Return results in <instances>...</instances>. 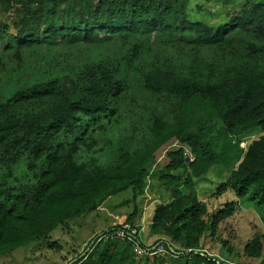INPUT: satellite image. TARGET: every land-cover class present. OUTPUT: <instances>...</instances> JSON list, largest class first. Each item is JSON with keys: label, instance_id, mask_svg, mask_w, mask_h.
Here are the masks:
<instances>
[{"label": "trees", "instance_id": "16d2710c", "mask_svg": "<svg viewBox=\"0 0 264 264\" xmlns=\"http://www.w3.org/2000/svg\"><path fill=\"white\" fill-rule=\"evenodd\" d=\"M203 1L219 10L191 7V0H0V64L5 51L17 58L33 46L90 45L110 33L157 34L170 45L139 78L151 94L177 102L173 123L153 120L149 145L103 169H86L73 153L78 146L90 147L80 124L114 114L109 102L121 88L109 66H79L58 81L41 73L10 101L0 102V166L8 170L24 158L33 180L25 188L0 189V256L36 242L58 252L49 241L52 233L113 193L130 189L136 197L161 152L164 163L154 176L169 199L152 211L149 246L178 254L179 262L187 250L202 251L203 235H214L232 208L208 216L190 180L222 165L228 176L214 195L231 191L238 202L260 212L261 233L245 240L241 257L264 260V0H243L237 7L228 0ZM134 218L135 212L122 226L95 236L85 256L72 264H136L131 243L104 239L134 228ZM201 263L211 264L198 255L179 264Z\"/></svg>", "mask_w": 264, "mask_h": 264}, {"label": "rangeland", "instance_id": "374dc122", "mask_svg": "<svg viewBox=\"0 0 264 264\" xmlns=\"http://www.w3.org/2000/svg\"><path fill=\"white\" fill-rule=\"evenodd\" d=\"M231 6H240L243 0H228ZM191 7L200 5L203 11L217 12L219 6L213 2L191 0ZM205 17V16H204ZM201 17V19H204ZM200 19V18H198ZM212 18L209 23L214 21ZM170 41L157 34L125 35L110 33L100 36L90 45H69L45 47L33 46L21 51L16 58L14 51H5L0 64V102L11 100L14 92L36 75L45 73L49 80H59L69 76L72 70L97 64L109 66L112 79L120 84L121 92L109 102L112 116L106 114L80 124V133L85 132L82 140L89 148L78 146L73 153L76 163L86 169L114 166L124 153L133 155L151 143L149 128L155 119L171 124L174 121L176 101L165 95H153L143 86L139 78L140 71L151 61L166 53ZM244 50V46L237 44ZM3 44L0 42V49ZM264 53V51H262ZM57 78H54L56 77ZM86 127V128H85ZM58 141H62L60 137ZM243 149V147H241ZM164 153L157 154V161L147 168L141 192L133 196L130 189L113 193L102 200L88 214L81 218L71 219L63 229L56 230L49 236V241L59 247V251L43 248L36 242L12 251L9 255L0 256V264H72L87 249L92 239L108 228L119 227L135 212L132 223L140 234V243L150 247L153 243L145 241L148 234V223L157 204L168 202L169 193L158 183L154 176L161 171ZM187 162L191 163L187 157ZM26 160L22 158L8 170L0 166V189L17 190L33 184L31 174L25 168ZM222 165L213 166L192 186L197 200L201 202L208 216L224 206L232 208V214L219 222L214 235L207 232L201 239L202 251L227 262L241 261L246 264H264V260L241 257L243 244L253 234L261 233L260 212L252 205L238 202L231 191L222 196L214 195L216 187L222 185L228 173ZM184 179V178H182ZM226 242L222 248L221 243ZM145 245V246H146ZM150 245V246H149ZM159 245L150 248H157ZM162 250V249H159ZM163 251V250H162ZM229 251V252H228ZM157 256H135L136 264H157ZM165 264L184 263L185 259L171 260L167 254L159 257ZM73 260V261H72Z\"/></svg>", "mask_w": 264, "mask_h": 264}, {"label": "built area", "instance_id": "2783aa9c", "mask_svg": "<svg viewBox=\"0 0 264 264\" xmlns=\"http://www.w3.org/2000/svg\"><path fill=\"white\" fill-rule=\"evenodd\" d=\"M127 227L125 230H119V231H114L112 233L107 234L104 236V239H112L114 241L118 242H123V241H128L132 245V253L135 256H145V257H154V256H159L163 257V254H167L171 260H176L179 255L174 254L172 252H166L162 247L158 246L157 248L153 249H147L148 246H144L143 248L139 247V245L133 240V238L138 237L139 231L136 230L137 228ZM162 249V250H159ZM180 254V253H179ZM198 255L202 258H205L206 260L210 261L211 264H238L234 262H227L223 259H220L219 256L217 255H210L206 253L205 251H200V250H187L185 251L182 256L185 257V259H188V261L191 260V257ZM201 264H206V263H201Z\"/></svg>", "mask_w": 264, "mask_h": 264}, {"label": "water", "instance_id": "95a60500", "mask_svg": "<svg viewBox=\"0 0 264 264\" xmlns=\"http://www.w3.org/2000/svg\"><path fill=\"white\" fill-rule=\"evenodd\" d=\"M91 244H89L88 248L83 252V254L80 256V258H82L83 256H85V254L89 251V247H91Z\"/></svg>", "mask_w": 264, "mask_h": 264}]
</instances>
